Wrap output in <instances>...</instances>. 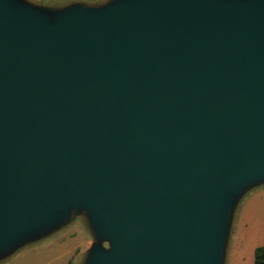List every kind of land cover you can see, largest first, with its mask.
<instances>
[{"label":"water","instance_id":"obj_1","mask_svg":"<svg viewBox=\"0 0 264 264\" xmlns=\"http://www.w3.org/2000/svg\"><path fill=\"white\" fill-rule=\"evenodd\" d=\"M262 179L264 0H0L4 252L83 206L88 264H221Z\"/></svg>","mask_w":264,"mask_h":264},{"label":"rangeland","instance_id":"obj_2","mask_svg":"<svg viewBox=\"0 0 264 264\" xmlns=\"http://www.w3.org/2000/svg\"><path fill=\"white\" fill-rule=\"evenodd\" d=\"M228 207L221 264H253L256 247L264 245V179L240 189ZM70 212L71 221L59 229L26 238L11 252L0 249V264L86 263L96 242L85 218L91 213L83 206ZM102 244L110 248L109 241Z\"/></svg>","mask_w":264,"mask_h":264},{"label":"crops","instance_id":"obj_3","mask_svg":"<svg viewBox=\"0 0 264 264\" xmlns=\"http://www.w3.org/2000/svg\"><path fill=\"white\" fill-rule=\"evenodd\" d=\"M28 1L41 11L54 13V12H60L64 9L74 6H83L86 8L101 7L108 4L112 0H28ZM92 244H94V242ZM83 262L84 259L80 264H88Z\"/></svg>","mask_w":264,"mask_h":264},{"label":"trees","instance_id":"obj_4","mask_svg":"<svg viewBox=\"0 0 264 264\" xmlns=\"http://www.w3.org/2000/svg\"><path fill=\"white\" fill-rule=\"evenodd\" d=\"M67 264H74V261L71 259ZM253 264H264V245L256 247Z\"/></svg>","mask_w":264,"mask_h":264}]
</instances>
